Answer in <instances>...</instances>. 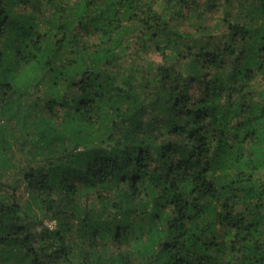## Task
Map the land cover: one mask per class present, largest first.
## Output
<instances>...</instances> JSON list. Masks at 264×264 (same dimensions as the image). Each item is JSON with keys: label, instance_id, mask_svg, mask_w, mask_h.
<instances>
[{"label": "trees", "instance_id": "16d2710c", "mask_svg": "<svg viewBox=\"0 0 264 264\" xmlns=\"http://www.w3.org/2000/svg\"><path fill=\"white\" fill-rule=\"evenodd\" d=\"M0 264H264V0H0Z\"/></svg>", "mask_w": 264, "mask_h": 264}, {"label": "rangeland", "instance_id": "374dc122", "mask_svg": "<svg viewBox=\"0 0 264 264\" xmlns=\"http://www.w3.org/2000/svg\"><path fill=\"white\" fill-rule=\"evenodd\" d=\"M214 20H215L214 18L211 19V21H214ZM21 191H22V189H19V193H21Z\"/></svg>", "mask_w": 264, "mask_h": 264}]
</instances>
